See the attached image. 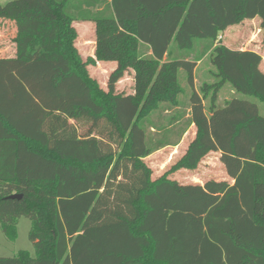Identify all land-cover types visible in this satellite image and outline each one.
<instances>
[{
	"label": "trees",
	"instance_id": "16d2710c",
	"mask_svg": "<svg viewBox=\"0 0 264 264\" xmlns=\"http://www.w3.org/2000/svg\"><path fill=\"white\" fill-rule=\"evenodd\" d=\"M257 17L264 42V0L0 5V20L16 29L14 57H0V227L14 241L27 218L35 250L0 264H264V116L237 99L217 112L225 85L264 104L262 57L217 41ZM76 22L95 24V60H82ZM205 57L215 80L198 94L182 60ZM96 61L116 63L107 91L88 75ZM130 71L133 93L117 92ZM193 124L170 172L224 142L233 183L151 179L144 159L176 147Z\"/></svg>",
	"mask_w": 264,
	"mask_h": 264
},
{
	"label": "rangeland",
	"instance_id": "374dc122",
	"mask_svg": "<svg viewBox=\"0 0 264 264\" xmlns=\"http://www.w3.org/2000/svg\"><path fill=\"white\" fill-rule=\"evenodd\" d=\"M12 0H0V5L7 3ZM259 18H255L252 20H245L239 25L232 26L228 28L225 34L222 35V39L220 43L230 49L237 50H255L260 56L263 57V61L261 64V70L264 72V42L262 32L259 29ZM13 27V26H12ZM74 28L77 32L76 37V47H78L80 53L85 58L93 54L94 49V34L93 28L89 24L85 23H76ZM6 32H11L9 29ZM13 33V32H12ZM12 34L7 37V42L9 43V39ZM202 48H198L196 53L201 54ZM88 59V58H87ZM91 59V58H90ZM194 62V61H192ZM104 65V64H103ZM102 65V66H103ZM192 70H195V74L193 72V86L192 89L195 90L198 94V83L201 84L203 82L212 83L215 78L212 77V73L214 72V68L212 67L209 58L205 57L201 64L196 67V64L191 63ZM88 67V66H87ZM88 75L95 81L99 89L102 91H107V80L109 77L108 73L103 72V69L98 67L97 65L89 66ZM130 75V74H129ZM185 78L188 82V78L186 75H182L180 77V83L182 79ZM195 79V80H194ZM196 82V86L194 84ZM133 80L131 77L122 78L116 84V91L123 92L124 94L131 93L133 91ZM229 86V85H228ZM218 93L217 99V112L223 111L224 104L227 100H230L232 95L228 88H224L220 90ZM133 93V92H132ZM200 97V96H199ZM235 98L241 101H248L257 106L259 113L264 116V104L254 100L252 97H244L240 94H236ZM245 99V100H243ZM200 103L202 106L203 115L209 119L212 124L211 116L206 110L207 101H202L200 98ZM225 109V108H224ZM216 112V114H217ZM224 114V113H223ZM196 136V128L193 124L190 129L187 131L185 136L179 142L176 147H167L163 150L155 152L151 154L149 157L144 159L145 164L151 169V179L157 180L160 177H177L180 178L181 181H184V184L193 183H203L209 179L213 180H223V179H231L229 176L223 157L228 155L227 149L224 145V142L219 144L217 149H208L203 151V153L198 158L197 162L194 164L192 169H179L177 171H171V167L174 166L179 160L185 157L189 144ZM214 136V135H213ZM214 138V137H213ZM31 227V222L27 218H20L17 222L15 228V240H9L3 233L0 227V257L8 258L15 256L19 251H27L31 256L35 255V250L33 244L30 242L28 234Z\"/></svg>",
	"mask_w": 264,
	"mask_h": 264
},
{
	"label": "crops",
	"instance_id": "0c3cea01",
	"mask_svg": "<svg viewBox=\"0 0 264 264\" xmlns=\"http://www.w3.org/2000/svg\"><path fill=\"white\" fill-rule=\"evenodd\" d=\"M9 2V1H8ZM255 20V19H254ZM76 23H85V24H89L90 26H91V28H93V34H94V38H95V40H94V49H93V54L92 55H90V56H87V57H83L82 56V54L80 53V51H79V49H78V47H77V49H78V52H79V54H80V56H81V58H82V60L83 61H86L87 60V58H91V59H94L95 60V45H96V34H95V24L94 23H92V22H76ZM76 23H74V25L76 24ZM259 23H260V21H259ZM13 26V27H12ZM230 28V27H229ZM9 29H11V32H6V31H8ZM260 29V28H259ZM261 31V30H260ZM13 32V33H12ZM226 32V31H225ZM225 32L224 33H221V34H219V36H218V38L219 37H221V39H222V35L223 34H225ZM8 33H9V35L10 34H12V36H11V38L9 39V43L7 42V37H8ZM15 34H16V29H15V26H14V24L12 23V22H10V21H5V20H0V57H4V58H13L14 57V55H15V44H14V42H13V38L15 37ZM217 38V41H219L220 39H218ZM242 51H244L243 49H242ZM249 51H252V52H255V53H257L258 55H260L257 51H255V50H249ZM148 54H151L150 52L148 53ZM262 57V56H261ZM165 59H166V56H165ZM262 59H263V57H262ZM179 61H181V60H179ZM182 61H184V62H190V63H193V64H196V67L195 68H197L200 64H201V62L200 61H198V62H192V61H189L188 59H186V60H182ZM104 64V65H103ZM93 65H97L98 67H100L101 69H103V72H105V73H108V71H109V73H111L115 68H116V63L115 62H98V61H96V63L95 64H93ZM103 65V66H102ZM89 66H91L92 67V65H88V67H87V70H89L88 68H89ZM260 70H261V66H260ZM193 72H194V74H195V70L193 69ZM261 72H263L262 70H261ZM264 73V72H263ZM110 75V74H109ZM133 76H134V71H130V75H126V76H124L123 78H129V77H131L132 78V80H133V84H132V86H133V88H134V79H133ZM195 80V79H194ZM199 84V83H198ZM107 86V85H106ZM191 87L193 86V84L192 85H190ZM196 86V82H195V84H194V87ZM224 88H228L229 90H230V93H231V95H232V97H231V99L230 100H232V99H236L235 98V95L237 94L236 92H234V90L231 88V86H228V85H225L222 89H224ZM195 90L194 91H196V88H194ZM221 89V90H222ZM122 92V91H121ZM133 92V91H132ZM132 92L131 93H127V94H132ZM221 92V91H220ZM123 93V92H122ZM227 101H229V100H227ZM218 104V103H217ZM185 136V135H184ZM182 140V139H181ZM163 150V149H162ZM169 179H171V180H174V181H176V182H178L179 184H182V185H190V184H199V185H203L205 182H203V183H193V182H190L189 184H184L183 182L184 181H181L180 180V178L178 179L177 177H172V178H169ZM224 181H229V182H231V183H233V180L232 179H229V180H227V179H223ZM223 180H217V181H223Z\"/></svg>",
	"mask_w": 264,
	"mask_h": 264
},
{
	"label": "water",
	"instance_id": "95a60500",
	"mask_svg": "<svg viewBox=\"0 0 264 264\" xmlns=\"http://www.w3.org/2000/svg\"><path fill=\"white\" fill-rule=\"evenodd\" d=\"M8 199H20L21 195L13 194L7 197Z\"/></svg>",
	"mask_w": 264,
	"mask_h": 264
},
{
	"label": "built area",
	"instance_id": "2783aa9c",
	"mask_svg": "<svg viewBox=\"0 0 264 264\" xmlns=\"http://www.w3.org/2000/svg\"><path fill=\"white\" fill-rule=\"evenodd\" d=\"M218 39H221V37H219Z\"/></svg>",
	"mask_w": 264,
	"mask_h": 264
}]
</instances>
